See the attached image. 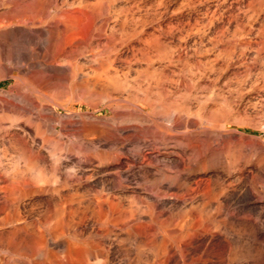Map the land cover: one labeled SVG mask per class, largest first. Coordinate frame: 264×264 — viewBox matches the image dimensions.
<instances>
[{"label":"bare ground","instance_id":"obj_1","mask_svg":"<svg viewBox=\"0 0 264 264\" xmlns=\"http://www.w3.org/2000/svg\"><path fill=\"white\" fill-rule=\"evenodd\" d=\"M182 16L193 17L184 29L188 36L203 37L211 32L219 40L256 37L264 43V0H0V72L8 68L16 101L37 121L40 108L60 88L67 90L70 99L78 89L84 93L81 88L97 91V87L106 96L104 101L127 104L113 107V126L108 131L115 137L114 144L118 139L131 142L138 135L135 155L147 162L142 150L149 152L164 143L165 136L172 133L173 114L191 115V93L173 96L178 76L173 78L172 49L165 55L158 50L161 39L173 37L171 21ZM215 27L212 33L210 29ZM96 40L102 46L95 45ZM127 50L140 54V59L135 58L143 67L134 76L127 67L117 66ZM52 90L54 93L49 92ZM201 101L202 105L205 100ZM233 109L231 101L221 98L216 109L208 111L209 117L201 108L193 115L198 125H209L215 131L228 121L231 124ZM129 115L136 118L129 120ZM65 149L49 151L41 160V152L29 156L22 176L0 194V264H145L148 243L145 246L140 204L113 197L106 185L94 195L80 191L83 185L76 178L84 162L117 160L119 150L114 146L103 152ZM73 158L77 162L71 164ZM37 160L46 165L34 181ZM154 162L146 163L158 168L160 175L149 184L151 191L164 181H173V173L164 170L167 163ZM124 167L128 166L121 169ZM204 169L203 164L199 166ZM48 183L54 185H42ZM128 208H132L131 222L126 219ZM170 235L173 237L168 234L165 238L171 242Z\"/></svg>","mask_w":264,"mask_h":264},{"label":"rangeland","instance_id":"obj_2","mask_svg":"<svg viewBox=\"0 0 264 264\" xmlns=\"http://www.w3.org/2000/svg\"><path fill=\"white\" fill-rule=\"evenodd\" d=\"M191 18L173 19V37L161 39L158 49L163 55L172 49L173 78L178 76L177 82L173 80V84L176 82L173 96L191 93V115L173 114L172 133L165 136L164 143L149 152L142 150V155L149 158L147 162L135 155L138 135L133 141L129 140L131 142L118 139L114 144L115 137L108 131L113 126V107H128L127 104L114 105L108 100L105 103L106 96L97 87V91L81 88L84 93L78 89L77 95L74 93L77 97L73 95L75 99L73 96L68 99L67 90L60 88L55 93L49 91L54 94L48 92L51 99L40 108L41 117L37 121L16 101L17 93L10 89L14 80L9 77L8 68H1L0 194L22 176L25 161L37 152H41V160L49 156L47 152L62 151L65 147V150L73 148L72 151L83 148L82 152H103L114 146L120 152L117 160L84 162L83 171L76 172V178L83 185L80 191L94 195L106 185L113 197L140 204L144 213L145 246L148 243L145 264H264V43L258 42L256 37L219 40L211 32L203 37L188 36L184 31L188 27L187 20L193 21ZM216 27L210 31L213 33ZM96 44L102 46L103 42L96 40ZM133 53L122 52L117 63V66L127 67L130 76L143 67L139 62L140 54ZM79 90L83 94L77 93ZM221 98L233 103L235 112L231 124L228 121L215 131L209 125H198L193 113L201 108L204 116L209 117ZM201 100H205L202 105ZM121 115L116 116L122 118ZM135 118L128 116L129 120ZM88 130L90 133L86 135ZM100 133L105 136H99ZM40 160L33 163L34 181L41 177L39 172L46 165ZM154 161L164 162L160 165L167 163L164 170L173 173V181H164L156 191H151L149 184L160 175L158 168L146 163ZM75 162L73 158L71 164ZM124 164L128 167L121 169ZM185 164L188 167L183 170ZM202 164L205 169L199 170ZM171 166L173 170L169 171ZM127 211L126 219L131 222L132 208ZM168 234L173 235H170L171 242L165 238ZM159 245L166 251H161Z\"/></svg>","mask_w":264,"mask_h":264}]
</instances>
